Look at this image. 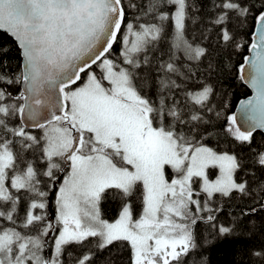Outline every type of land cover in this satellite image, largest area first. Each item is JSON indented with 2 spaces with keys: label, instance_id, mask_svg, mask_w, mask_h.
Returning a JSON list of instances; mask_svg holds the SVG:
<instances>
[{
  "label": "snow or ice",
  "instance_id": "6c2138e0",
  "mask_svg": "<svg viewBox=\"0 0 264 264\" xmlns=\"http://www.w3.org/2000/svg\"><path fill=\"white\" fill-rule=\"evenodd\" d=\"M0 31L18 49L13 65L0 47V264H118L121 246L128 264H206L199 221L226 239L222 202L264 210V0H0ZM245 50L256 94L240 123L193 69ZM214 131L253 153L250 175L209 146ZM106 194L121 200L114 222Z\"/></svg>",
  "mask_w": 264,
  "mask_h": 264
},
{
  "label": "trees",
  "instance_id": "16d2710c",
  "mask_svg": "<svg viewBox=\"0 0 264 264\" xmlns=\"http://www.w3.org/2000/svg\"><path fill=\"white\" fill-rule=\"evenodd\" d=\"M248 26L242 29V32L250 31ZM202 31V26L197 28L192 25L190 38H198ZM171 38H167L161 44V48L167 51ZM208 43V41H204ZM0 47L10 49L9 59L13 65L18 59V49L14 40L0 31ZM115 47V46H114ZM249 51H234L229 57L225 53L214 52L210 58L212 64L211 73L205 67L193 69L198 71L200 80L207 79L217 89L216 101L227 104L226 112L221 109L223 115H234L239 101L251 95V89L239 78V68L244 63L245 57ZM219 65V70H217ZM154 89L150 90V94ZM210 147L217 151H228L239 154L240 158L246 165L245 174L250 175L252 169L248 168L249 160L253 153L248 150L247 146H241L234 143L231 137L226 136L222 131H214L207 141ZM256 150L264 149V131L257 130L254 134V145ZM260 173H257L259 176ZM240 207L247 208L240 200L222 202L221 209L216 214L217 226H230L235 230V235L226 239H214L215 229L209 222L199 221L195 226V236L198 248L195 259L206 258V264H254V253L257 250L264 249V210L257 205L255 213L240 216ZM121 208L119 195H107L101 202V212L103 218L108 221H114L118 218ZM134 216L138 217L140 211V200L137 197L134 203ZM49 211L54 213V201H50ZM205 240H213L212 243H205ZM111 256L118 259V264H128L129 249L121 246L119 250L113 249ZM99 264H105V259L99 260Z\"/></svg>",
  "mask_w": 264,
  "mask_h": 264
},
{
  "label": "water",
  "instance_id": "95a60500",
  "mask_svg": "<svg viewBox=\"0 0 264 264\" xmlns=\"http://www.w3.org/2000/svg\"><path fill=\"white\" fill-rule=\"evenodd\" d=\"M12 39H13V38H12ZM249 55H251V52H250V51H249L248 56H249ZM243 65L246 66V61H244ZM246 71H247V69H246ZM243 82H244V83H245V84L251 89V95H250L249 97L244 98V99H242L241 101H239V103L237 104V107H236V109H235V113H234V115L237 116V118H238V122H240V123L243 122V117H242V114H241V112H240L241 103H242L243 101H246V100H248V99H251V98H252L253 96H255V94H256L255 89H253L249 83H246L245 81H243ZM260 131H261V130H260Z\"/></svg>",
  "mask_w": 264,
  "mask_h": 264
},
{
  "label": "rangeland",
  "instance_id": "374dc122",
  "mask_svg": "<svg viewBox=\"0 0 264 264\" xmlns=\"http://www.w3.org/2000/svg\"><path fill=\"white\" fill-rule=\"evenodd\" d=\"M213 171H215V170H213ZM214 178V177H213ZM136 218H138V217H136ZM118 219V218H117ZM115 221V220H114ZM114 221H109V222H114Z\"/></svg>",
  "mask_w": 264,
  "mask_h": 264
}]
</instances>
